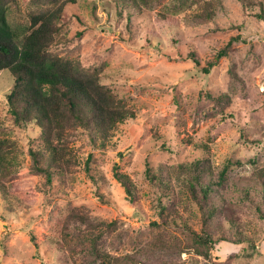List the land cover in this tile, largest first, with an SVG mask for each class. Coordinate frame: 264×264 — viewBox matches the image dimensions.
Returning a JSON list of instances; mask_svg holds the SVG:
<instances>
[{
  "label": "rangeland",
  "instance_id": "374dc122",
  "mask_svg": "<svg viewBox=\"0 0 264 264\" xmlns=\"http://www.w3.org/2000/svg\"><path fill=\"white\" fill-rule=\"evenodd\" d=\"M63 1L67 20L54 51L79 58L85 67L98 71L136 116L122 122L104 148L95 146L87 133L72 141L80 163L70 186L56 183L47 194L43 176L30 168V148L39 144L40 130L13 123L6 95L14 74L10 69L0 70L2 133L17 141L22 163L19 176L12 180L18 198L14 195L7 201L0 197V264H73L68 260L71 250L60 251L51 242L56 220L49 216L52 210L58 213V208L73 205L86 207L100 219L117 221V227L106 233L104 245L120 258L136 256L139 264H202L194 250L173 257L145 250L146 241L163 230L152 222L159 219V199L167 202L168 198L147 169L150 166L157 176L161 168L169 173L181 162L208 153L207 143L218 167L232 160L233 175L226 193L241 200L244 188L254 183L250 177L254 169L264 165V21L244 10L238 0H223L227 13L216 18L218 28L214 22L192 24L186 20V13L195 9L187 4L177 13L169 11L173 16L169 19L175 23L162 20L160 10L174 8L178 0H153L142 8L117 0ZM54 2L18 0L10 7L8 20L13 28L22 30L30 23V9ZM237 35L241 39L210 73L186 58L195 49L206 64ZM222 92L233 98L224 107L213 98ZM115 167L133 178L135 200L115 177ZM172 188V195L185 189L176 180ZM180 206L186 216L200 214L188 194L180 196ZM198 219L191 220L196 228ZM244 220L250 225L248 230L256 229L260 238L257 251L249 249L253 257L245 256L244 244L220 240L212 264H264V222L254 213ZM170 231L183 236L175 225ZM80 263L84 262L78 255L75 264Z\"/></svg>",
  "mask_w": 264,
  "mask_h": 264
},
{
  "label": "trees",
  "instance_id": "16d2710c",
  "mask_svg": "<svg viewBox=\"0 0 264 264\" xmlns=\"http://www.w3.org/2000/svg\"><path fill=\"white\" fill-rule=\"evenodd\" d=\"M60 1L30 9V23L21 30L13 28L8 20L9 9L18 0H0V70L10 69L14 74L13 85L6 95L8 112L14 124L35 126L40 130L39 144L30 148V168L43 176V189L47 194L56 183L63 187L70 186L80 163L70 145L72 141L87 133L95 146L104 148L119 125L136 116L133 107L115 88L102 80L98 71L85 67L79 58L54 51L62 24L67 20V3ZM127 1L139 8L153 3V0H117L129 5ZM178 1L180 3L175 4L174 8L160 10L162 20L175 23L169 19L173 17L169 11L177 13L181 5L187 4L195 9L186 13V20L192 24L214 22L218 28L220 25L216 18L219 14L227 13L223 0ZM238 1L244 10L264 21V0ZM120 11L123 13L122 9ZM240 39L239 35L232 36L206 64H202L195 49L190 50L186 58L193 59L198 68L210 73L223 56L230 54L232 45ZM213 98L222 107L231 104L233 99L229 92H222ZM2 132L3 122L0 120V197L8 201L17 196L12 189V180L19 176L22 163L17 141ZM204 148L208 153L181 162L169 173L161 168L157 176L148 167L149 177L154 181L158 179L157 184L165 192L163 197L167 195L168 198L167 202L162 197L159 199V219L152 222L157 227H163V230L146 241L145 250L172 257L194 250L202 264H212L214 249L220 240H226L244 244L245 256L252 258L253 253L249 249L257 251L260 238L256 229L254 232L248 230L250 225L244 219L249 213H254L264 222V165L254 169L250 176L254 183L245 187L244 196L236 201L226 193L231 186L232 160L218 167L210 155L209 144L205 143ZM92 157L90 154L86 160L88 171L91 170ZM114 174L130 198L135 200L137 185L133 178L118 167H115ZM174 180L183 184L185 189L172 195ZM182 194H188V198L197 204L200 214L192 217L181 212ZM241 201L244 202L239 204ZM9 207L12 209V205ZM63 209L58 208V213L52 210V215H49L56 220L51 242L57 244L60 251L71 250L68 258L71 263L75 264L79 255L84 262L80 264H139L136 256L120 258L105 247V235L117 227L116 220L95 217L84 206L73 205L66 207L65 211ZM244 210L248 212L243 213ZM195 217L199 218L195 222L198 228L191 221H196ZM249 222L253 223V220ZM173 225L181 229L183 236L170 231ZM171 264L177 263L172 261Z\"/></svg>",
  "mask_w": 264,
  "mask_h": 264
}]
</instances>
